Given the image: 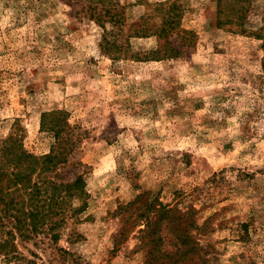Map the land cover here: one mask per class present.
<instances>
[{
  "label": "rangeland",
  "instance_id": "obj_1",
  "mask_svg": "<svg viewBox=\"0 0 264 264\" xmlns=\"http://www.w3.org/2000/svg\"><path fill=\"white\" fill-rule=\"evenodd\" d=\"M117 1L126 25L146 11ZM177 1L194 44L154 61L141 57L153 38L108 57L83 0H0V142L47 154L40 122L56 112L74 138L57 178L85 172L83 211L54 244L39 239L44 252L26 243L38 264H153L146 249L178 245L162 227L152 241L145 204L188 213L189 264H264V0Z\"/></svg>",
  "mask_w": 264,
  "mask_h": 264
},
{
  "label": "trees",
  "instance_id": "obj_2",
  "mask_svg": "<svg viewBox=\"0 0 264 264\" xmlns=\"http://www.w3.org/2000/svg\"><path fill=\"white\" fill-rule=\"evenodd\" d=\"M83 2L82 13L86 20L102 31L100 49L112 60L132 52L130 39L153 38L154 48L141 57L154 61L178 58L194 44V33L181 28L182 11L177 0L153 4L138 0L144 3L146 11L128 25L125 6L117 0ZM224 17L228 24H237L229 12ZM40 128L53 142L45 155L33 156L16 149L11 137L0 142V262L3 264H38L40 259L26 243L31 242L37 249L39 239L47 238L50 245L54 244L67 229L68 222L72 224L86 205L85 172L77 174L70 182L57 178L58 169L67 164L74 146L70 126L56 112H51L42 116ZM150 209L145 204L138 217L143 220L152 241H161L162 227L178 246H170L171 249H162L160 244L150 246L146 249V261L189 264L197 248L187 231L188 227L196 229L191 219H185L188 213L163 206ZM70 233L66 238L72 240ZM39 250L44 252L45 248ZM55 252L61 263L74 258L71 251L62 248H56Z\"/></svg>",
  "mask_w": 264,
  "mask_h": 264
}]
</instances>
